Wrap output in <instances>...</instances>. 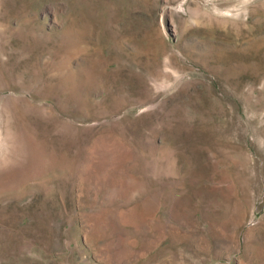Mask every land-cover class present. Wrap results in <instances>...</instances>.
<instances>
[{
    "label": "rangeland",
    "instance_id": "obj_1",
    "mask_svg": "<svg viewBox=\"0 0 264 264\" xmlns=\"http://www.w3.org/2000/svg\"><path fill=\"white\" fill-rule=\"evenodd\" d=\"M0 264H264V0H0Z\"/></svg>",
    "mask_w": 264,
    "mask_h": 264
}]
</instances>
